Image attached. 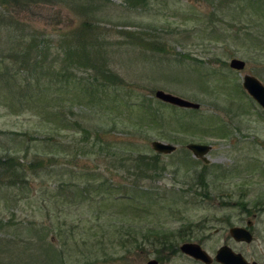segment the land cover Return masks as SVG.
Instances as JSON below:
<instances>
[{"label":"rangeland","instance_id":"rangeland-1","mask_svg":"<svg viewBox=\"0 0 264 264\" xmlns=\"http://www.w3.org/2000/svg\"><path fill=\"white\" fill-rule=\"evenodd\" d=\"M130 1L41 0L30 4L31 15L9 12L19 27L7 28L6 21L0 27V50L23 29L26 38L36 35L45 64L58 53L56 69L65 63L72 32L83 31L91 56L105 58L118 77L112 93L132 104L125 114L115 108L111 114L98 103L110 84L91 97L71 74L61 92L60 82L55 86L37 67L34 88H46L47 103L35 99L39 105L29 110L0 82V159L13 158L22 176L17 185L0 178V264H146L159 254L135 247L140 235L127 232L191 224L190 242L211 257L227 246L264 264V110L241 86L245 74L264 85V0ZM120 32H138L152 50ZM233 58L245 63L243 71L230 70ZM156 91L200 107L172 108ZM153 115L164 124L147 130ZM152 141L176 146L159 154L166 170L155 180L126 179L125 160L154 156ZM190 143L211 146L207 163L186 149ZM106 181L143 187L118 199L94 190ZM247 220L252 242L237 243L228 231L245 228ZM161 254L159 264H201L180 252Z\"/></svg>","mask_w":264,"mask_h":264},{"label":"trees","instance_id":"trees-1","mask_svg":"<svg viewBox=\"0 0 264 264\" xmlns=\"http://www.w3.org/2000/svg\"><path fill=\"white\" fill-rule=\"evenodd\" d=\"M41 0H0V27H3V21H6L7 28H12L14 25L18 23L13 22L9 12L12 11L16 15L20 13H29L30 4L34 2H39ZM130 0H128L129 2ZM137 1V0H136ZM140 2H145L146 0H138ZM148 1V0H147ZM131 2V1H130ZM31 15V14H30ZM5 16L8 20H5ZM15 23V24H14ZM88 24L89 30L92 29V25ZM19 27V25H17ZM18 29L16 28L15 31ZM23 29L19 30V34H17L16 40L14 42H8L10 45H6L5 48L0 50L1 52L4 51L5 55H0V82L4 83L7 88L17 95L19 101L24 100L25 103L22 105L23 107H27L29 110L37 108L36 105H39L38 100L43 103L45 101L47 103V96L45 97L46 88L44 90H37L35 89V85L39 84V79L34 77V69L38 67L41 71L42 76H47L49 81L55 84L60 82L61 88H59L62 92V88H67L69 84H72L71 74L75 80L76 86L79 85L81 92H85L83 94H90L91 97H96V94L100 93L99 88H106V83L110 84L113 88L115 81L118 80V77L109 69L108 63L101 57V61L95 55L94 57L91 56L92 52H89L86 48L88 44L85 38V34L83 31H79L80 35V44L81 47H78L76 39L79 32H72L71 41L69 40L70 45H67L65 50L66 57L64 58L63 64H60V68L56 69L54 66L56 59L59 57L57 54L53 55L50 60L49 64H45V60L47 57L44 54V51L38 49V41L36 35H30L26 38L24 35L21 34ZM126 38H128L132 45H137L139 47L145 48L147 50H152L149 47V43L147 44L146 40H144L138 32H120ZM30 38H33L32 41H28ZM84 39V40H83ZM91 44L93 43L92 39ZM14 45V46H13ZM14 67V68H13ZM92 69L93 73L89 72ZM77 75H75V71ZM43 71H47L46 74ZM84 73L87 76V79L82 76H78V74ZM38 74H35L37 76ZM79 81V82H78ZM100 81L103 83H100ZM78 82V84L76 83ZM83 82L85 84H83ZM15 89V90H12ZM115 88L111 90L109 95L105 91L104 98L99 96L98 103L102 101L106 107H108L109 113H114L115 109L118 110L117 113L119 116L125 114L126 110L129 111L132 105L129 102H126L117 92H113ZM85 98V97H82ZM93 101L92 98H88V103ZM34 102L36 105L33 106ZM166 105V104H165ZM115 108V109H114ZM148 110L150 108L146 107ZM175 108V107H172ZM107 110V109H106ZM157 112V111H156ZM152 121L149 120L147 124H144L143 127L145 129L155 128L157 126L162 127L163 121L159 119L157 116L151 117ZM115 122V121H114ZM171 132H167L170 134ZM195 137V136H194ZM192 137V139L194 138ZM163 138V137H160ZM97 140V139H96ZM117 144V143H116ZM96 143H94L91 147H95ZM129 164V168H123L124 165ZM166 165L162 164L159 160V155L154 154V156H148L145 154H138L136 157L127 158L122 165V168L126 170V179H129L131 176L136 180H155L158 179L162 175V173L166 170ZM15 162L13 158H7L4 161L0 159V178H5V180L10 181V185H17L21 180L19 179L22 177L19 172L15 169ZM4 168V169H2ZM188 174V173H187ZM197 183L202 187L203 186V178L198 176ZM16 180L17 182H14ZM132 183L126 184H114L109 183V181L103 182L102 184L99 183L94 188L95 191L99 189H104L103 191L106 192L111 197H116L118 199H124V196H127L129 192L135 189L140 188L142 189L143 186L137 185L136 183L133 185ZM193 185L196 184L193 182L189 186L190 189H193ZM203 188V187H202ZM85 193H89L92 191V186H86ZM139 189V190H140ZM143 191V190H142ZM131 198V196H130ZM92 199V198H91ZM192 225V224H191ZM187 225V230L177 229V230H160V229H149L145 232H136L133 231L132 233L127 232L128 237H136L140 235L141 241L137 245V239L133 242L135 247L141 248V246L149 245L151 246L156 253L159 254L157 259L159 262L165 260V256L161 253H167L168 255H175L179 253L178 246L179 243L189 242L195 239V235H193V229H189L192 226ZM198 225L194 224L193 228H197ZM140 230V229H139ZM123 245V244H122ZM124 246V245H123Z\"/></svg>","mask_w":264,"mask_h":264},{"label":"water","instance_id":"water-1","mask_svg":"<svg viewBox=\"0 0 264 264\" xmlns=\"http://www.w3.org/2000/svg\"><path fill=\"white\" fill-rule=\"evenodd\" d=\"M228 66L231 70L241 72L245 67V63L242 60L233 58L230 60ZM241 80L242 88L246 91L247 95L264 109V85L259 80L255 79V77L248 74H245ZM154 95L161 103L170 106L173 105V107L180 109L194 111L200 107L199 104L182 100L179 97L167 94L163 91H156ZM150 146L155 153L162 155L172 154L176 150L175 146L160 141H152ZM186 149L191 152L192 156L200 158L203 162L207 163L205 156L210 151L211 146L191 143L186 145ZM251 226V221L248 220L245 227L250 228ZM229 235L232 240L237 243L249 244L253 239L249 230L242 227L230 228ZM178 250L182 255L201 264H257L254 261L249 263L241 254L233 252L227 246H222L218 249L213 257H211L205 250H202V247L199 244L190 241L180 244ZM146 264H159V262L155 259H151L147 261Z\"/></svg>","mask_w":264,"mask_h":264},{"label":"flooded vegetation","instance_id":"flooded-vegetation-1","mask_svg":"<svg viewBox=\"0 0 264 264\" xmlns=\"http://www.w3.org/2000/svg\"><path fill=\"white\" fill-rule=\"evenodd\" d=\"M248 221V220H247ZM252 224V223H251ZM252 227V226H251Z\"/></svg>","mask_w":264,"mask_h":264}]
</instances>
